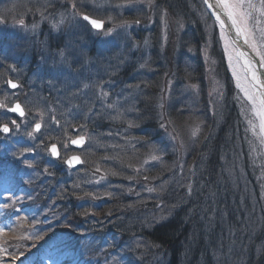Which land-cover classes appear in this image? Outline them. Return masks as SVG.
I'll return each instance as SVG.
<instances>
[{
    "label": "rangeland",
    "instance_id": "obj_1",
    "mask_svg": "<svg viewBox=\"0 0 264 264\" xmlns=\"http://www.w3.org/2000/svg\"><path fill=\"white\" fill-rule=\"evenodd\" d=\"M142 2L145 4L146 0ZM72 3L76 4L75 9L67 0H0V17L5 21L0 23V88H5V91L0 90V102L7 106L0 108V111L7 112L9 106L11 108L17 103L24 111L23 116L7 112V117L2 119L6 124L10 119L16 123L11 125L10 137L4 139L7 145L0 144V161L16 159L17 166L8 171L1 163L0 170L3 169L0 172V204H11L12 201L6 199L11 195L15 200L13 206L26 204L28 209L34 211L28 219L23 217L21 209L11 210L13 206L0 208V228L3 229V234L0 235V264H63L64 261V264H72L73 261H78V257V264H146L142 256L146 255L151 246L141 236L131 234V238H128L125 235L121 237L120 233L110 236L109 232L84 234L81 238L76 235L74 230L81 234L86 231L79 230L86 219L99 229L111 226L110 218L107 217L110 212L105 215L101 213V202L106 195L97 196L92 193L84 197L70 198L73 200L69 203L67 198L61 199V196L67 197V194L62 191L63 186H57L60 182L58 175L67 181L72 179L71 187L81 188L83 185V189L85 185L75 178V174L86 171L85 169H89L85 174L89 175V180L94 179V183L109 176L116 179L120 174L110 170L114 166L113 161L118 167L120 157H117L116 149L109 148L110 140L113 136L125 140L122 141V146L129 148L127 150L130 156L139 153L135 144L140 143L141 148L143 147L140 151L145 148L146 151L138 154L136 160L130 158L127 165L125 164L130 173L126 182H130V185L120 190L124 192L127 202L123 203L127 212L123 215L127 218L123 226L128 233L129 230L133 232L134 220L141 216L139 213H146L142 215L148 223L156 224L174 208L173 205L170 206L168 199L170 191L180 185L178 179L186 170L190 172V177L192 168L200 166V160L192 159L190 163L189 158L192 155L190 148L203 131L197 114L204 112V104L202 108L195 109L196 103L192 102L197 101L199 94L201 96L206 93L209 112L217 117L218 106L225 92L221 75L229 77L228 83L225 82L226 91L233 96L237 118L245 126L243 145L233 144L227 159H222L226 163L225 174L236 187L243 189V199L254 201L253 209L257 215L260 212L264 215V131H261L260 117L253 110V102L242 89H247L249 94L259 97L238 56L237 47L228 32L213 19L204 0L199 10L204 32L201 36L204 37L201 55L206 74L202 81L203 86L196 85L195 81L191 83L182 78L179 80L174 72L175 67H172L169 60L167 65L163 64V74L155 72L161 81L156 85L159 86L156 92H152L154 89L149 83L152 79L148 75L151 73L148 67L151 65V45L147 34H143L138 40L134 39L128 33L136 24L125 20L128 11L136 5L141 9L140 12L144 10L139 5L141 1L129 4L127 0H122L121 3L114 4V0H79V3ZM252 3L255 8L247 9L251 13L246 24L250 34L249 42L245 43L264 65V15H261L264 5L261 0H252ZM82 6L89 10V14H82L103 20L105 29L115 28L113 34L105 36L102 31L97 32L80 15L73 18L74 13H81ZM155 7L154 4L150 9L145 4L148 18L153 16ZM160 10L164 12L163 8ZM165 14L162 13L166 18L160 15L164 53L168 48L166 46L170 45V42L164 41L165 33L167 30L174 33L172 26H166L170 20ZM146 15L143 13V16ZM62 18L64 22L60 23ZM21 19L24 21L23 25L18 23ZM124 22H128L125 27H116ZM53 25L57 27L54 28ZM34 37L45 41L47 38L52 39L46 41L45 47L41 49L43 54L34 49L37 47L33 45L36 42ZM59 39L65 42L56 46L58 43L54 42ZM252 43L256 45L255 50ZM49 45H52V50L48 49ZM61 51L63 57L60 55ZM168 51L176 52L175 48H169ZM30 53L35 54L30 62L21 65L23 57H29ZM215 53L219 58H213L212 54ZM6 58H12L11 64L5 63ZM220 67L224 72H220ZM8 80L17 83L19 87L12 89L6 83ZM146 101L148 105L151 104V110L157 116L148 131L140 130L138 126L136 129L130 119L123 118L125 110L130 116L136 117L140 113L134 115V105ZM170 105L187 116L176 124L168 114ZM129 106H134L135 109L131 111ZM219 119L220 117L217 118ZM36 123L41 124L38 132L35 131ZM197 127L199 131L193 136L192 132ZM133 134L143 138H136L133 142ZM78 137H83L84 143L76 147L71 141ZM52 144L60 152L58 159H53L54 156L49 151ZM208 149L211 153L214 152V148ZM73 154L81 156V165L76 169L62 168L61 166L66 165L58 162ZM106 161L111 167L102 165ZM157 167L159 173L154 174L152 170ZM3 175L8 178H3ZM182 184L180 188L187 194L191 188L190 183L188 186ZM102 186L106 184L92 187L94 192H101ZM33 197L34 204L31 205ZM85 203L91 212L86 210L87 215L79 219V225L74 224V220L71 223L74 209H83ZM202 218L206 220L207 217ZM209 218L212 220L211 217L207 220ZM46 223L57 225L59 237L47 240L33 254L27 249L34 243L32 232L36 230L37 234L40 233ZM56 245L63 250H57V257L45 258V253ZM13 256L18 259L13 260Z\"/></svg>",
    "mask_w": 264,
    "mask_h": 264
},
{
    "label": "trees",
    "instance_id": "obj_2",
    "mask_svg": "<svg viewBox=\"0 0 264 264\" xmlns=\"http://www.w3.org/2000/svg\"><path fill=\"white\" fill-rule=\"evenodd\" d=\"M67 1L71 4H73V1L79 3V0ZM140 1L141 4L139 5L143 6L144 10L142 12L145 15V4L147 7H150V9L153 8L155 4L156 9L155 11L153 10V16L151 15V18H148V15L143 16V13L140 12L141 9L136 5V7L128 11L125 20L136 24L128 33V35H131L134 39L136 38V40H138L140 36L147 34V40H149L148 42H150L151 45L149 49L151 53V65L148 66L151 69V73L148 75L152 76L149 82L150 86L152 85L154 89L152 92L159 90V86L156 85H158V81L161 82L160 77L156 76L155 72L163 74V68H165L163 64L167 65V61L169 60L172 67H175L174 72L179 80L182 78L191 83L195 81L196 85L203 86L202 81H204L206 74L203 69V56L201 55L204 37L202 38L201 36L204 32L199 14V10H201V6L203 5L202 0H152L151 4L148 3V0H146L145 4L142 2L143 0ZM115 2L116 4L121 3L122 0H114V4ZM55 7L59 6L55 5ZM161 8L164 9V12H161ZM80 12H88L89 14V10L85 9L83 6L80 7ZM162 13H166L165 15L170 20L166 26H172L174 29V33H169L168 30L165 33L164 41L166 43L170 42V45L166 46L168 48L167 51L165 50V53L162 45L161 32L163 27L160 19ZM164 18L166 17L164 16ZM136 21H139V23H136ZM178 25L179 27L177 28ZM179 29L181 31H179ZM48 41H52V39H48ZM61 42L65 41L59 39L56 43L59 45ZM34 43L33 45L37 46L38 43ZM169 48H175L176 52L174 53V50L169 52ZM212 55L213 58H219L216 53ZM221 71L224 72L220 67V72ZM3 75H6V73ZM145 75L147 74L145 73ZM221 77H223L225 92L218 106L217 117L209 112L206 93L201 96L199 94L197 96V101L192 102L196 103L195 109L202 108L204 104V112L197 114V117L203 125V131L200 138H198L194 142L193 147L190 148V150H192V155L189 158L190 163L193 161L192 159L200 160V166L192 168L190 177V172L186 170L184 175L178 179L180 185L170 191L169 199H171V202H169L168 199V203L170 206L173 205L174 208L168 216L156 222V224H149L148 220L142 215L146 213H139L141 216L135 219L133 223L134 233L131 232V230H129V233L124 230L125 226H123V224L126 223L127 218L123 215L127 212L123 208V203L127 204V202L124 198V192L120 190L130 185V182H126L130 174L126 169V163L127 160L132 157L136 160L137 155L143 154L146 148L140 151V149L143 148H141L142 144L136 143L135 146L138 148L135 147V149L137 148L139 153L130 156L128 153L129 148L122 146V141L125 140L117 137L114 138L113 136L110 140L111 145L109 148L113 147L114 150H117L116 155L120 157L118 160L121 164L119 163L117 167V163L113 161L114 166L112 168L110 163L106 161L102 165L104 167L110 166L111 170L110 168L105 169L120 175L116 179L113 176H109L107 177L108 179L106 178L108 181L104 178L100 179L98 181L100 184H96L98 182L94 183V179L90 178L89 180V178H87L89 175L85 174V172H88L89 169H85L86 171L75 174V178H78L80 182L85 185V188L83 189V185L81 188L71 187V179V181L66 182L65 188L62 189V191L66 192L67 197L61 196V199L67 198L70 203L77 197L88 196L92 193V195L95 194L97 196L106 195L101 202V204L103 203L101 213L105 215L110 212L107 217L110 218L111 226H107L105 229H99L94 223L86 219L84 223H81L83 227L79 228V230L83 229L86 231L81 234L80 231L74 230L76 235L81 238L84 234L109 232L111 233L110 236L119 233L122 234L121 237L125 235L128 238H131V234L141 236L143 239H147L151 246L146 255L142 256L146 264H264V215L261 212L259 216L257 215L253 209L254 201L252 199H243V189L236 187L237 185L232 183L231 179L227 177L225 174L227 170L226 163L222 161L223 158L227 159L228 152L233 147V144L237 146L243 145L244 142L242 140L245 138V126L241 124L237 118L238 114L234 105L235 101L233 100V96L226 91L227 84H225V82L227 81L228 83L229 77L227 75H221ZM120 80L123 81V79ZM143 85L148 84L143 83ZM145 89L148 90V88ZM130 103L131 101L128 104ZM140 104L139 102L137 105H134L136 106L134 115L137 112L140 114L137 116L135 115L136 117H132L130 113H127L125 110L123 118L130 119L132 125L136 126V129L140 127V130L143 129L144 131H148L147 129L153 126L156 114L154 110H151V104L148 105L147 101ZM134 106H129V109L132 111L135 109L133 108ZM168 114L171 120L176 124L177 121L187 116L184 112L181 114L177 112L172 105L168 107ZM218 117H220L219 120H217ZM100 130L102 131V129L99 128V131ZM134 135L135 134L132 136ZM134 137L133 142L136 138H143L138 135ZM231 140H233V142H231ZM130 145L132 146V144ZM209 147L214 148L213 153L210 152L211 150L209 151ZM122 148L127 152L123 151ZM135 149L132 148V150ZM93 158L95 157L93 156ZM11 165L16 167L17 163L12 161ZM130 165H132V163ZM134 165L136 164L134 163ZM6 169L10 171L9 168L6 167ZM152 172L158 174L159 167H157L156 170L153 169ZM233 180L236 181V179ZM181 183L185 186H188L190 183L189 187L191 188L187 194L182 192L180 188ZM105 184L106 186L101 187V192H94L92 186L99 187ZM255 194L257 195V193ZM34 200V197L31 198V205L34 204ZM86 205L87 203L83 205L85 206L83 207L84 210L81 209L76 211V208L74 209L71 214V217H73L71 223L74 220V224L77 223L79 225V219L87 215L86 210L91 212L90 207ZM77 206L80 207L82 205ZM32 207H35V205ZM17 208H20L24 215H27H23V217L30 218V216H28L29 213H27L30 209L27 208L26 204L20 207L13 206L11 210ZM91 209L95 208L91 207ZM211 213L213 216H210ZM202 216H206L207 218L211 217L212 220L210 218L209 220H207V218L204 220ZM103 218L105 220V216ZM47 224L51 223H46L45 225ZM57 228V225L53 226L51 224L48 229L38 234L33 232L34 243L27 247V249L31 253L36 254L34 250L36 248L41 249V246L46 240L52 237L58 239L59 230ZM57 231L58 233H56ZM104 235L108 237L106 234ZM58 249L61 251L63 250L62 247L56 245L52 253L48 254L46 252L44 257H55V253ZM73 254L71 255L74 256ZM78 261H73L72 264H78ZM58 264H60V262Z\"/></svg>",
    "mask_w": 264,
    "mask_h": 264
},
{
    "label": "snow or ice",
    "instance_id": "obj_3",
    "mask_svg": "<svg viewBox=\"0 0 264 264\" xmlns=\"http://www.w3.org/2000/svg\"><path fill=\"white\" fill-rule=\"evenodd\" d=\"M127 2L129 4L131 3H135L138 2V0H127ZM204 2L206 4H208L209 8H219L222 9L226 15L228 16V18L232 21V24L237 28V33L239 35H243L245 38L246 43L249 42V30L246 27L247 24V20L249 19V17L251 16V13L249 11H247V9H253L255 8V5L252 3V0H215V3H209V0H204ZM148 3L151 4L152 0H148ZM262 5H264V0H261ZM73 9L76 8V4L73 3L72 4ZM76 15H80V17L86 21L92 29L96 30L97 32H103L105 36H110L113 34V32L115 31V28H107L105 29L104 26V21L103 20H98V19H94L92 17H90L89 15L86 14H82V13H74L73 14V18H75ZM261 15H264V8L261 9ZM216 18L217 20H219L221 22V25H223V21L220 19L219 14H216ZM4 19L3 17H0V23H4ZM63 18L61 19L60 23H63ZM19 24L23 25L24 21L23 19L18 21ZM128 22H124V24L122 25H118L116 27H125L127 25ZM136 23H139V21H136ZM54 28L57 27V25H53ZM251 46L253 47V49H256V45L255 43H252ZM61 57H63V51L60 52ZM241 55H243L241 53ZM262 59H264V57H262ZM264 66V65H262ZM248 68L249 71H251V67H250V63L248 64ZM251 77L253 81L259 82L258 77L256 76L255 72H251ZM6 83L8 84L9 87H11L12 89H16L17 87H19V85L15 82H13L12 80H8L6 81ZM264 86V85H262ZM85 87H87V85H85ZM195 87V86H193ZM245 92V95L247 96V98L253 102L254 105V111L256 112V114L260 117L261 120V131H264V98H257L251 94H249L247 89H242ZM262 97H264V93L261 94ZM258 100V103H257ZM7 106L5 104H3L2 102H0V108H6ZM8 111L14 112V113H18L20 116L24 115V111L23 108L21 107V105L19 103L15 104L13 107L8 108ZM13 124H15V121H12ZM41 129V124L40 123H36L35 124V131H40ZM199 131V128L197 127L196 129L193 130L192 135L195 136L197 134V132ZM0 132H4V133H8L10 132V128L8 126V124H3L0 125ZM29 135L31 136L32 133H29ZM84 143V138L83 137H78L76 139H73L71 141V144L73 145H77L80 146ZM25 151H27V149H25ZM49 151L51 153L52 156L59 158L60 157V152L57 148V146L55 144H52L49 148ZM153 159H157V157H153ZM66 164H68L69 166H74L75 164L81 163L80 158L78 156H72L68 159H66L64 161ZM30 166V165H29ZM149 191H152V189H149ZM7 200L12 201V203H3L0 204V208H9L12 207L13 204L15 203V200L13 199V197L11 195H8L6 197ZM3 234V229L0 228V235ZM13 260L18 259V257L13 256L12 257Z\"/></svg>",
    "mask_w": 264,
    "mask_h": 264
},
{
    "label": "bare ground",
    "instance_id": "obj_4",
    "mask_svg": "<svg viewBox=\"0 0 264 264\" xmlns=\"http://www.w3.org/2000/svg\"><path fill=\"white\" fill-rule=\"evenodd\" d=\"M209 3L214 4L215 0H209ZM207 5V9L209 11V13L213 16L214 20H217L216 18V14L218 13L220 16V19L223 21V25H221V22L219 20H217L220 24V26L222 28H224L228 34H230V37L234 43V45L237 47L238 50V56L242 62V65L249 77V80L255 90V92L258 94L259 98H264L261 96L262 93H264V79L262 78L263 76L260 75L259 71H258V66L257 63L255 61V59L253 58V56L251 55V53H249L248 51V47L245 43V38L243 35H239L237 33V28L232 24V21L228 18V16L226 15V13L219 8H209L208 4ZM241 53L243 55H241ZM250 63V67H251V71H249L248 68V64ZM251 72H255L256 76L258 77L259 82L253 81L252 77H251Z\"/></svg>",
    "mask_w": 264,
    "mask_h": 264
},
{
    "label": "water",
    "instance_id": "obj_5",
    "mask_svg": "<svg viewBox=\"0 0 264 264\" xmlns=\"http://www.w3.org/2000/svg\"><path fill=\"white\" fill-rule=\"evenodd\" d=\"M230 35V34H229ZM248 51H249V53H251V55L253 56V58L255 59V61H256V63H257V68H258V71H259V73H260V75H262L263 77V79H264V69L262 68V65H261V62H260V60L258 59V57L248 48ZM80 161H81V159H80ZM75 165H77V164H75Z\"/></svg>",
    "mask_w": 264,
    "mask_h": 264
}]
</instances>
